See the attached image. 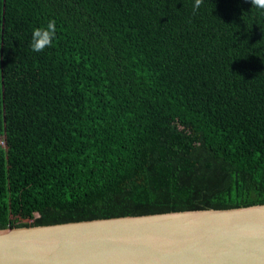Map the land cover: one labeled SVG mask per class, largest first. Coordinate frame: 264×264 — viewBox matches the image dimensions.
<instances>
[{
	"label": "trees",
	"instance_id": "16d2710c",
	"mask_svg": "<svg viewBox=\"0 0 264 264\" xmlns=\"http://www.w3.org/2000/svg\"><path fill=\"white\" fill-rule=\"evenodd\" d=\"M193 4L0 0V229L264 204V12Z\"/></svg>",
	"mask_w": 264,
	"mask_h": 264
},
{
	"label": "water",
	"instance_id": "95a60500",
	"mask_svg": "<svg viewBox=\"0 0 264 264\" xmlns=\"http://www.w3.org/2000/svg\"><path fill=\"white\" fill-rule=\"evenodd\" d=\"M0 264H264V204L3 228Z\"/></svg>",
	"mask_w": 264,
	"mask_h": 264
},
{
	"label": "clouds",
	"instance_id": "9594fccd",
	"mask_svg": "<svg viewBox=\"0 0 264 264\" xmlns=\"http://www.w3.org/2000/svg\"><path fill=\"white\" fill-rule=\"evenodd\" d=\"M204 0H194L193 11L200 8ZM252 7L259 12H264V0H250ZM56 38V22L49 20L46 26L34 28L31 36V49L34 52H41L50 47Z\"/></svg>",
	"mask_w": 264,
	"mask_h": 264
}]
</instances>
